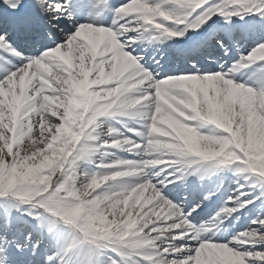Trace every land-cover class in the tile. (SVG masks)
<instances>
[{
  "label": "snow or ice",
  "instance_id": "6c2138e0",
  "mask_svg": "<svg viewBox=\"0 0 264 264\" xmlns=\"http://www.w3.org/2000/svg\"><path fill=\"white\" fill-rule=\"evenodd\" d=\"M0 264H264V0H0Z\"/></svg>",
  "mask_w": 264,
  "mask_h": 264
}]
</instances>
